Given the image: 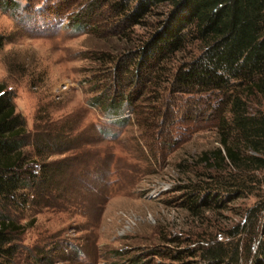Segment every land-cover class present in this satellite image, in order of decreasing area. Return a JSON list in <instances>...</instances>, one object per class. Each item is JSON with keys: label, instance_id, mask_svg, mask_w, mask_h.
Returning a JSON list of instances; mask_svg holds the SVG:
<instances>
[{"label": "rangeland", "instance_id": "374dc122", "mask_svg": "<svg viewBox=\"0 0 264 264\" xmlns=\"http://www.w3.org/2000/svg\"><path fill=\"white\" fill-rule=\"evenodd\" d=\"M15 1L17 8L0 7V84L25 121L23 151L35 172L61 160L67 168L45 196L29 194L25 204L8 209L0 205L21 227L9 233L7 264H201L198 254L174 255L241 239L244 234L230 231L264 200V180L224 208L197 213L188 210L184 190H176L191 177L201 179L197 173L205 169L194 162L197 155L218 146L207 115L215 99L171 92L163 80L170 67L197 52L196 44L163 61L156 82L146 80L153 67L129 76L137 49L165 18L167 6L130 26L108 12L105 0H94L92 12L91 0ZM55 11L63 18L47 16ZM77 20L83 30L73 28ZM122 94L130 99L120 117L92 104L96 96L117 101ZM43 128L63 138L49 147L39 136Z\"/></svg>", "mask_w": 264, "mask_h": 264}, {"label": "trees", "instance_id": "16d2710c", "mask_svg": "<svg viewBox=\"0 0 264 264\" xmlns=\"http://www.w3.org/2000/svg\"><path fill=\"white\" fill-rule=\"evenodd\" d=\"M105 4L108 12L129 21L130 26L139 24L141 18L160 5L167 6L165 18L141 43L131 61L133 69L129 76L133 78L153 67L152 76L146 80L156 82L164 68L163 61L175 57L188 44H196L197 52L170 67V78L163 79L170 83L171 92L198 93L206 100L215 99L207 115L214 120L218 146L197 155L194 162L205 169L197 173L201 179L194 181L191 177L187 183L176 186V190H184L187 195L188 210L197 213L206 208H224L246 192L260 189L264 180V0H105ZM9 6L17 8L18 2L0 0L2 9ZM94 6L91 0L89 12ZM61 14L55 11L47 16L63 18ZM71 24L77 30L85 26L79 20ZM121 97L115 101L113 95L109 98L102 95L100 99L96 96L92 104L105 106L120 117L122 103L130 99L129 94ZM131 108L135 111L136 107ZM27 134L25 121L0 84V205L3 209L25 204L29 194L42 197L52 192L53 185L61 181L57 176L67 168L61 160L42 164L39 174L35 172L23 151ZM39 136L46 137L48 146L53 147L56 140L63 138V133L51 135L43 128ZM174 142L175 139L171 144ZM68 146L57 150H66ZM36 149L40 153L39 145ZM256 172L262 175L259 177ZM260 200L247 209L245 221L230 231L233 236L244 234L241 239L208 242L176 251L174 256L180 258L183 252L187 256L198 254L201 264H242L248 260L250 264H264V200ZM19 229L0 210V264L10 261L12 251L5 245L10 241L9 233ZM256 237L258 242L252 248Z\"/></svg>", "mask_w": 264, "mask_h": 264}]
</instances>
